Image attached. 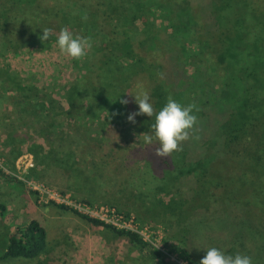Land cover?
Listing matches in <instances>:
<instances>
[{
  "label": "trees",
  "instance_id": "obj_1",
  "mask_svg": "<svg viewBox=\"0 0 264 264\" xmlns=\"http://www.w3.org/2000/svg\"><path fill=\"white\" fill-rule=\"evenodd\" d=\"M85 13L87 20H82ZM63 27L74 36L91 37L92 47L80 61L64 56L58 63L39 65L34 81L18 87L19 109L31 121L29 126L39 141L48 138L44 127L50 130L59 118L62 124L80 127L87 138L95 135L107 140L117 124L138 111L133 95L143 89L156 112L169 95L182 105L195 103L199 108L194 113L199 139L184 142L182 151L170 158L154 155L155 142L146 145L143 165L129 181L137 199L149 201L158 194L168 197L157 198L153 219L171 216L178 225L193 210L220 205L222 193L229 192L235 182L243 186L247 175L259 176L255 181L264 178V0H0V47L15 57L34 53L38 50L35 44L41 51L58 50L56 36ZM44 28L53 30L46 42L39 38ZM120 99L129 103L123 105ZM154 120V116H136L134 125L150 134ZM62 131L61 137L66 132ZM8 139L3 148L11 153L16 150L14 161L19 155L14 141L19 137ZM63 167L66 171L67 166ZM224 168L228 173H223ZM75 173L81 177L84 171ZM0 174L14 181L1 170ZM244 200L235 206L250 218L254 215L251 202ZM0 209L2 217L1 204ZM80 217L124 239L132 248H145L136 234ZM135 217L149 226L165 225L168 234L162 246L187 264L195 263L185 228L184 235L170 236L165 220ZM7 239L0 260H32L46 252V232L38 221H29ZM148 253L151 264H176L161 251Z\"/></svg>",
  "mask_w": 264,
  "mask_h": 264
},
{
  "label": "rangeland",
  "instance_id": "obj_2",
  "mask_svg": "<svg viewBox=\"0 0 264 264\" xmlns=\"http://www.w3.org/2000/svg\"><path fill=\"white\" fill-rule=\"evenodd\" d=\"M35 45L37 51H27L19 57L0 47V159L5 169L0 170L16 181L10 182L0 174V204L5 210L2 217L0 214V256L6 248L8 234L23 228L31 220L38 221L45 229L47 248L39 258H6L0 260V264H151L148 249L132 248L124 239L86 223L68 209L61 211L53 204L38 203L35 194L20 180L24 177L16 164L22 159L32 165L28 169L30 179L67 190L77 200L115 204L122 212L144 219H153L157 198H168L158 194L149 201L145 197L137 199L133 189L128 187L129 181L138 175V166L143 165L141 155L145 156L142 153L146 150L140 136L143 133L128 120L117 124L108 139L102 140L95 135L87 138L80 127L62 124L58 121L62 118H59L50 130L44 127L42 132H46L48 138L39 141L36 131L29 126L31 121L23 117L19 109L21 97L17 90L34 81L33 76L39 71L36 67L58 63L64 55L54 48L41 51L39 45ZM61 103L66 106L64 101ZM62 130L66 131L63 137L60 136ZM69 133L71 138H68ZM10 135L19 137L14 141L19 152L14 161L11 160L16 150L11 153L3 148ZM37 148L42 149L40 154ZM79 169L84 171L81 177L75 173ZM223 173H228V169L224 168ZM258 177L247 175L243 186L241 182H235L229 192L222 193L224 199L220 205L193 210L178 225V220L171 216L153 220H165L170 226V236L176 233L179 237L184 235L182 229L187 230L185 241L193 254L194 264H199L210 247L226 255H247L253 264H264V178L255 181ZM242 197L244 202H251L254 215L250 218L241 207L235 206L242 203ZM230 198L234 205L229 204H233ZM255 216L256 219H252ZM152 227L162 228L164 241L168 234L166 226L159 222Z\"/></svg>",
  "mask_w": 264,
  "mask_h": 264
},
{
  "label": "clouds",
  "instance_id": "obj_3",
  "mask_svg": "<svg viewBox=\"0 0 264 264\" xmlns=\"http://www.w3.org/2000/svg\"><path fill=\"white\" fill-rule=\"evenodd\" d=\"M73 15L76 13L74 12ZM81 19L87 20V14H83ZM42 31L43 35L39 38L42 42H46L53 34V30L44 28ZM55 43L60 54L77 61L84 59L92 47L91 37L74 36L68 27L59 30ZM133 96L138 105V111L130 113L127 120L134 124L136 116L155 117L154 123L151 124V133H143L140 136L143 137L145 145L152 146L155 142L154 155L156 157L170 158L174 152L182 151L184 142L191 138L199 139L195 135L198 117L194 113L199 112L195 103L185 106L169 95L166 104L156 112L147 91L140 89ZM120 103L126 105L129 101L120 99ZM199 264H253V262L247 255L239 253L234 256L226 255L221 250L210 247L206 249V255Z\"/></svg>",
  "mask_w": 264,
  "mask_h": 264
},
{
  "label": "built area",
  "instance_id": "obj_4",
  "mask_svg": "<svg viewBox=\"0 0 264 264\" xmlns=\"http://www.w3.org/2000/svg\"><path fill=\"white\" fill-rule=\"evenodd\" d=\"M3 166V160L0 159V168L5 170ZM31 166L30 162H24L22 159H19L16 164V168L18 170L21 169L20 174L24 177L20 180H22L28 189L35 194L38 203L64 206L76 215L99 221L116 230L136 234L145 243V248L148 249V251L158 250L164 253L172 263L187 264L185 260L178 259L175 254L169 253L167 249L162 246L164 234L161 227L156 228L141 223L134 215H125L119 212L114 206L106 204H89L77 200L68 193L59 192L44 183L30 179L28 177V169Z\"/></svg>",
  "mask_w": 264,
  "mask_h": 264
}]
</instances>
